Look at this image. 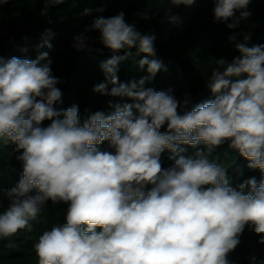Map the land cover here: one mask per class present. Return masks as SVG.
Returning <instances> with one entry per match:
<instances>
[{"label": "clouds", "instance_id": "clouds-1", "mask_svg": "<svg viewBox=\"0 0 264 264\" xmlns=\"http://www.w3.org/2000/svg\"><path fill=\"white\" fill-rule=\"evenodd\" d=\"M64 2L45 0L42 14ZM195 2L169 0L167 12ZM249 3L213 0L215 22L237 28L250 16L241 11ZM94 11L105 9L85 7L80 15ZM141 18L148 19L147 11ZM168 19L178 21L172 15ZM90 31H98L113 53L135 48L145 54L138 64L147 66L148 75L119 81L118 64L130 52L103 61L104 81L93 91L133 103L110 105L114 112L97 111L83 123L78 106L55 107L62 92L49 52L32 60L0 57V142H14L23 150L18 157L22 178L2 190L8 206L0 213V240L31 230L30 222L50 200L68 205L66 222L39 236L33 246L38 264H229L245 226L264 244V180L253 177L234 189L226 168L210 159L227 141L249 168L264 173V45L249 47L247 36L243 41L231 36L239 55L231 61L217 58L206 80L215 98L181 114L170 89L145 87L164 68L148 58L156 54L154 35L142 34L123 12L96 16L84 29ZM84 33L74 37L78 50L87 46ZM46 35L54 34L49 29ZM43 46L53 47L48 40ZM46 120L50 124L43 127ZM165 125L168 131L162 133ZM105 141L106 149L97 147ZM200 143L206 150H198L195 158L181 155V145ZM166 149L174 159L168 168L160 159ZM251 261L264 264L255 255Z\"/></svg>", "mask_w": 264, "mask_h": 264}, {"label": "trees", "instance_id": "trees-1", "mask_svg": "<svg viewBox=\"0 0 264 264\" xmlns=\"http://www.w3.org/2000/svg\"><path fill=\"white\" fill-rule=\"evenodd\" d=\"M44 6L45 0H9L7 4H0V57L5 60L12 57L32 60L41 52H49L52 75L59 79L57 87L62 92V102L55 107L66 110L73 105L78 106L81 123L97 111L111 114L114 107L110 105L133 103L129 98L93 91L97 84L104 81L100 68L103 61L112 55L125 56L130 52L118 64L119 81H139L148 75L147 66L141 69L138 64L145 54L138 53L135 48L113 53L102 44L98 31L84 33V29L98 15L112 17L123 12L125 20L135 23L138 31L156 37V54L148 58L161 61L164 68L145 87L157 91L170 89L178 101V112L181 114L215 98L206 87V80L217 58L231 61L239 55L229 40L231 36L235 35L237 41H243L247 36L249 47L264 45V0H250L247 9L241 10L248 11L250 16L240 20L234 29H229L226 23L215 22L213 0H196L191 6L173 7L170 13L167 12L169 0H65L50 7L46 15L42 14ZM101 6L105 9L103 13L94 11L91 16L80 15L85 7L95 9ZM146 11L148 19L141 18ZM169 15L178 17V21L171 22ZM49 29L54 34L50 37L46 35ZM81 33L89 38L88 49L78 50L74 45V37ZM2 34L15 42L6 44L1 39ZM45 40L53 45L52 49L43 46ZM181 73L184 74L183 81ZM191 76H195L194 81ZM111 87L108 86L109 90ZM49 124L47 120L42 122L43 127ZM160 131L167 132V125ZM107 144L105 141L97 147L104 150ZM181 147L185 149L181 155L186 158H195L198 150H206L203 143ZM22 151L14 142H0V213L8 206L2 190L14 187L22 178L23 162L18 159ZM172 155L167 149L161 153L164 168L174 163V159H170ZM210 159L226 168L234 189L238 190L240 183L253 177L258 183L264 180V173L258 168H249V161L231 149L227 141L214 150ZM67 208L65 203L53 204L49 200L37 221L30 222L31 230L23 229L11 238L0 240V264H38L34 244L44 230L66 222ZM239 239L240 243L228 255L229 264H252L253 255L258 261L264 259V244L258 243L260 236L250 226H245Z\"/></svg>", "mask_w": 264, "mask_h": 264}, {"label": "rangeland", "instance_id": "rangeland-1", "mask_svg": "<svg viewBox=\"0 0 264 264\" xmlns=\"http://www.w3.org/2000/svg\"><path fill=\"white\" fill-rule=\"evenodd\" d=\"M9 36H7L6 34H2V37H1V39L2 40H4L5 42H6V44H13L14 42H15V40L13 39V38H11V39H9L8 38ZM86 48L88 49L89 48V46L87 45L86 46ZM216 67V64L215 65H213V67H212V69H211V71L213 70V68H215ZM211 71L209 72V77H210V75H211ZM190 75L192 74V73H189ZM183 75L184 74H180V76H181V81H183L184 80V78H182L183 77ZM191 78H192V80L194 81L195 80V76H191Z\"/></svg>", "mask_w": 264, "mask_h": 264}]
</instances>
